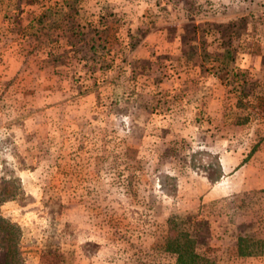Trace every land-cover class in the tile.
<instances>
[{"label": "rangeland", "instance_id": "rangeland-1", "mask_svg": "<svg viewBox=\"0 0 264 264\" xmlns=\"http://www.w3.org/2000/svg\"><path fill=\"white\" fill-rule=\"evenodd\" d=\"M80 1L0 0V184L17 192L2 212L22 228L19 261L174 264L165 243L187 233L211 264H251L218 260L237 246L264 264V0H122L106 32L162 15L186 59L125 70L107 68L129 53L82 25ZM222 158L224 195L206 198L199 179L220 183Z\"/></svg>", "mask_w": 264, "mask_h": 264}, {"label": "crops", "instance_id": "crops-1", "mask_svg": "<svg viewBox=\"0 0 264 264\" xmlns=\"http://www.w3.org/2000/svg\"><path fill=\"white\" fill-rule=\"evenodd\" d=\"M82 1V0H81ZM80 1V2H81ZM122 0H91L88 2V0H83L82 3H80V13L81 16L83 17V21H82V25H86V26H90L92 28H96L97 32H99L100 34H104L103 37H108L109 39H116V43L118 46H120V48H123L122 50H124L126 53H129V57L128 59L123 62V60H119L116 61V64H111L109 65L107 68L108 69H112V68H118V69H129V67H133V60H147L150 59L151 55H165V54H172L175 53L178 58H177V63L184 65V60L186 62V59L183 57V52H184V31L181 25V22H177L175 24V28L173 31L170 32L169 28L166 25H160V27H157L158 25L156 24L155 21H159L160 22V17L162 16H158L155 15L156 13L153 12H148V14L145 15L144 11H140L137 13V16L135 17V26L133 28V23H129L131 21H129L128 23H126V27L124 26V29H120L118 28V31H123V33L119 34L113 31L114 34H112V29H110L108 32H106L105 30L108 28V24L109 22H107V17H109V14H106V12H108V8L109 10L112 9H118L122 10L121 7H123L124 5L121 4ZM151 1V0H150ZM89 3L88 5H90V7H86V3ZM139 2L141 3H146V0H140ZM151 2H157L158 6L162 7L166 5V2L164 1H159V0H153ZM161 3V4H159ZM149 5L150 8H153V5L148 2L146 3ZM170 4V3H169ZM168 4V7H170ZM118 6V7H117ZM155 5V8L158 7ZM167 6V5H166ZM105 12H104V10ZM174 8V7H173ZM153 10V9H152ZM142 12V13H141ZM110 13V11H109ZM145 15V16H144ZM172 14H169L168 16L171 17ZM127 15H124L123 18H126ZM133 20V18H132ZM147 20H151L152 22H155L154 24H152V28L148 29V30H144V32L141 35L135 34L136 30L138 29V25H144V23ZM117 27V26H116ZM115 27V28H116ZM111 28V27H110ZM96 36L97 39V35L95 34L94 37ZM99 37V35H98ZM139 37V38H138ZM121 38V39H120ZM138 38V39H137ZM123 42V45H122ZM110 50L107 51V53L109 55H112L114 53V50ZM95 50V48H93V51ZM97 51V48H96ZM199 67V65H198ZM102 69H105L102 68ZM132 69V68H131ZM130 69V72L132 71ZM139 76V75H138ZM104 78L109 79L108 75L105 76ZM112 81V82H111ZM111 83L113 84V82L115 80L111 79ZM154 83V82H153ZM222 83V82H221ZM220 162V167H221V182L216 183L214 185L210 184V180L206 177H200V182L204 184V182H208L209 183V190L207 191V195L206 198H210L213 199L215 198L214 195H216L218 192L221 193V190L223 188H226L225 182V176L228 173V167L230 166L228 164V160L227 158H222L219 160ZM30 171V176L33 178V174L31 169H29ZM25 174V173H24ZM219 188H217V187ZM180 191V190H179ZM197 191L195 190V193ZM224 193H227V190L224 191ZM194 195V194H193ZM224 194L221 193L220 197L223 196ZM180 196V195H179ZM203 196V192H199V195L196 194V197H201ZM180 199V198H179ZM15 200L12 201H8L3 203L0 206V213L1 215L10 220L11 222L12 219L9 218L8 216H6L2 211L7 208V207H15ZM191 210V209H190ZM185 211L183 210V212H187L186 214H196L197 211L193 210V211ZM182 211H179V213H181ZM14 223V222H13ZM242 252H239L238 250V246H237V255H233L232 257L229 255L227 256V258L221 257L218 260L219 261H226L228 263H231V261H236L238 260L239 262H249V263H254V262H258V257H255L254 252L252 251H245V249H241ZM264 255V254H263ZM261 258V260L264 261V256H259Z\"/></svg>", "mask_w": 264, "mask_h": 264}, {"label": "trees", "instance_id": "trees-1", "mask_svg": "<svg viewBox=\"0 0 264 264\" xmlns=\"http://www.w3.org/2000/svg\"><path fill=\"white\" fill-rule=\"evenodd\" d=\"M93 49V47H92ZM230 55L229 51H224V56ZM216 69V68H215ZM233 70L228 64L222 65L219 70L214 71V75L223 83L228 81ZM17 196L13 181L3 179L0 184V206L8 201L14 200ZM22 228L16 223L4 218L0 213V253L3 254L5 264H24L20 262L22 251ZM242 247L238 246L239 252ZM164 251L175 255L174 264H211V260L194 249V241L190 234L183 233L176 237H169L165 243Z\"/></svg>", "mask_w": 264, "mask_h": 264}]
</instances>
